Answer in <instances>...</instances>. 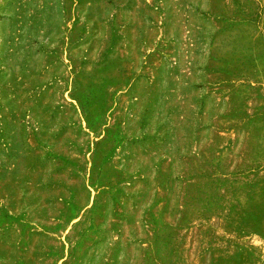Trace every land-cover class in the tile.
Returning <instances> with one entry per match:
<instances>
[{
    "label": "rangeland",
    "instance_id": "1",
    "mask_svg": "<svg viewBox=\"0 0 264 264\" xmlns=\"http://www.w3.org/2000/svg\"><path fill=\"white\" fill-rule=\"evenodd\" d=\"M0 264H264V0H0Z\"/></svg>",
    "mask_w": 264,
    "mask_h": 264
}]
</instances>
